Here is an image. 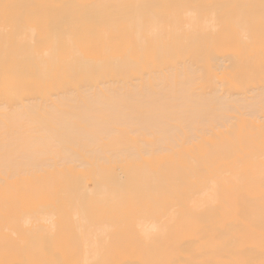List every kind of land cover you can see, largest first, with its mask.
<instances>
[{"label":"bare ground","instance_id":"obj_1","mask_svg":"<svg viewBox=\"0 0 264 264\" xmlns=\"http://www.w3.org/2000/svg\"><path fill=\"white\" fill-rule=\"evenodd\" d=\"M0 264H264V0H0Z\"/></svg>","mask_w":264,"mask_h":264}]
</instances>
